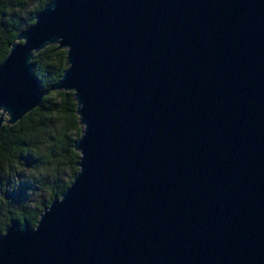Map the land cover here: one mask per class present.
Masks as SVG:
<instances>
[{
  "label": "water",
  "instance_id": "water-1",
  "mask_svg": "<svg viewBox=\"0 0 264 264\" xmlns=\"http://www.w3.org/2000/svg\"><path fill=\"white\" fill-rule=\"evenodd\" d=\"M51 44L78 171L0 264H264V0H52L0 62V128Z\"/></svg>",
  "mask_w": 264,
  "mask_h": 264
},
{
  "label": "trees",
  "instance_id": "trees-1",
  "mask_svg": "<svg viewBox=\"0 0 264 264\" xmlns=\"http://www.w3.org/2000/svg\"><path fill=\"white\" fill-rule=\"evenodd\" d=\"M52 0H0V62L18 34L29 27L35 15ZM34 75L44 89L40 105L26 113L14 124L0 128V189L18 188V206L8 209L0 220V232L10 222L27 220L34 226L39 214L54 197H59L78 171L79 153L74 143L82 127L76 114L73 91L53 90L66 68V49L56 44L47 45L33 56ZM39 171L36 179L43 197L33 204L22 200L23 188L33 183L21 181L25 167ZM20 168V169H19ZM68 171L66 178L60 169ZM6 175V182L3 180ZM9 176L12 178H9ZM10 182V183H9Z\"/></svg>",
  "mask_w": 264,
  "mask_h": 264
},
{
  "label": "rangeland",
  "instance_id": "rangeland-1",
  "mask_svg": "<svg viewBox=\"0 0 264 264\" xmlns=\"http://www.w3.org/2000/svg\"><path fill=\"white\" fill-rule=\"evenodd\" d=\"M0 115L3 116L4 122H7L9 116L7 113H2L0 111ZM20 169V168H19ZM60 174L62 177L66 178L68 176V171L65 168L60 169ZM39 178V171L35 170L34 168L25 167L22 175L21 181L26 180L28 182L33 183L32 186H26L23 188V197L22 200H29L30 204H33L37 199L42 198L43 192L38 189L36 186L37 182L36 179ZM8 180L12 178L9 176ZM3 180H6V175L4 174ZM6 182V181H5ZM10 183V182H9ZM11 186V185H10ZM10 186L2 187L0 189V220L4 219L5 214L8 212L9 208L14 206H18L17 199H19L18 195V188H10Z\"/></svg>",
  "mask_w": 264,
  "mask_h": 264
}]
</instances>
